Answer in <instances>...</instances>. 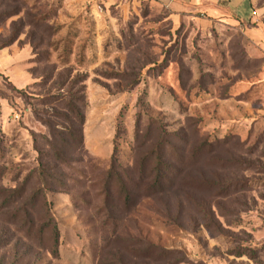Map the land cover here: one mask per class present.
Segmentation results:
<instances>
[{"label": "rangeland", "instance_id": "rangeland-1", "mask_svg": "<svg viewBox=\"0 0 264 264\" xmlns=\"http://www.w3.org/2000/svg\"><path fill=\"white\" fill-rule=\"evenodd\" d=\"M246 9L0 0V264H264V0Z\"/></svg>", "mask_w": 264, "mask_h": 264}, {"label": "trees", "instance_id": "trees-1", "mask_svg": "<svg viewBox=\"0 0 264 264\" xmlns=\"http://www.w3.org/2000/svg\"><path fill=\"white\" fill-rule=\"evenodd\" d=\"M8 45H9L8 43H4L2 46H0V49L6 47ZM62 98L64 100H66V102H64V104H63V109H69V105H74V104H71V102H67V100H68L67 97H62ZM39 104L43 105V106L49 105V101H48L47 97L41 98ZM85 106H86V102H85L84 96H83V100L80 101V106L79 107L75 106L77 109L76 110V112H77L76 113V115H77L76 119L77 120L70 121V126H64V128L67 131H75V132H79V134L82 132L83 126L86 123L85 115H84V111H83ZM34 114H35V117L37 120L41 121L43 124L49 125L48 122L39 115V112L36 111V112H34ZM64 115H66V114H64ZM75 121H77V122H75ZM82 142H83V136L81 135V137H79V144H82ZM147 159H150L153 162L152 173H151L150 178H149L148 187L150 189L163 188L170 180V177H169L170 172L167 170L168 164L166 163V161L163 157V154L160 151H158V152L155 151V153H152V154L146 156V159H145L146 162H147ZM119 183L122 184L123 192H126L125 195L127 198H129L130 197V191H129L128 187L122 181L121 182L119 181ZM34 195H33V197H35ZM38 197H39V195L37 196V198ZM52 234H53L52 251L55 255H58V244H59L60 236H59L58 227L55 224L52 226Z\"/></svg>", "mask_w": 264, "mask_h": 264}, {"label": "crops", "instance_id": "crops-1", "mask_svg": "<svg viewBox=\"0 0 264 264\" xmlns=\"http://www.w3.org/2000/svg\"><path fill=\"white\" fill-rule=\"evenodd\" d=\"M161 4L169 5L177 14L194 8L205 11L209 16H229L236 9L241 13H247L248 0H156ZM237 13V12H236ZM241 14V15H242ZM252 14L253 11H252ZM245 15V14H244Z\"/></svg>", "mask_w": 264, "mask_h": 264}]
</instances>
